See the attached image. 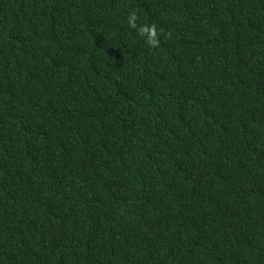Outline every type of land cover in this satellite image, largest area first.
Wrapping results in <instances>:
<instances>
[{
  "label": "trees",
  "instance_id": "trees-1",
  "mask_svg": "<svg viewBox=\"0 0 264 264\" xmlns=\"http://www.w3.org/2000/svg\"><path fill=\"white\" fill-rule=\"evenodd\" d=\"M0 264H264V0H0Z\"/></svg>",
  "mask_w": 264,
  "mask_h": 264
},
{
  "label": "clouds",
  "instance_id": "clouds-1",
  "mask_svg": "<svg viewBox=\"0 0 264 264\" xmlns=\"http://www.w3.org/2000/svg\"><path fill=\"white\" fill-rule=\"evenodd\" d=\"M136 19V15L134 13L128 17L129 26L133 29H137ZM137 30L141 36L147 35L149 38L148 43L155 46L157 41L154 28L139 27Z\"/></svg>",
  "mask_w": 264,
  "mask_h": 264
}]
</instances>
